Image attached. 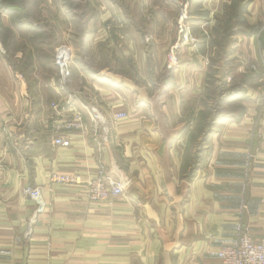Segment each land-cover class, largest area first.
Instances as JSON below:
<instances>
[{"label": "crops", "instance_id": "crops-1", "mask_svg": "<svg viewBox=\"0 0 264 264\" xmlns=\"http://www.w3.org/2000/svg\"><path fill=\"white\" fill-rule=\"evenodd\" d=\"M144 1L114 2L91 21L86 12L80 28L64 21L63 90L50 43L19 47L18 30L15 77L0 41V264H222L218 250L241 227L264 238V0H187L196 40L178 43L170 61L178 7ZM211 72L240 77L231 84L245 99L201 138ZM91 103L128 116L110 121L104 140L85 119L69 146L53 145L57 120ZM100 162L127 183L123 195L93 201L82 185L48 181L51 171L91 177ZM27 185L42 187L33 221Z\"/></svg>", "mask_w": 264, "mask_h": 264}, {"label": "rangeland", "instance_id": "rangeland-1", "mask_svg": "<svg viewBox=\"0 0 264 264\" xmlns=\"http://www.w3.org/2000/svg\"><path fill=\"white\" fill-rule=\"evenodd\" d=\"M120 1L121 0H0V41H2V43L4 44V55L12 66L14 76L16 77V75L18 74H23L22 70L24 68L22 65L21 67H19L16 62V53L18 47V38L16 35H18V30V37L21 38V44L19 45V47L23 44V39L26 43H29L32 46L33 44L37 45L40 43H50V48L52 45L51 50L54 56V48L58 45L56 44V42L60 41L64 36L65 20L74 22V25L80 28V18L82 16H85L86 12L88 13L89 19L91 21V18H95L97 16V11H103L102 14L109 11L110 14H112L111 10H113L114 8V2L118 4ZM131 1H134L135 4L141 6L146 5L144 0ZM167 1L169 3L175 2L174 4H176L178 7L176 18L177 37L175 39L176 41L172 45H170L167 51V59L168 61H170L171 59L169 55L171 54V51H173V60H175V48L178 46V43L182 45L179 39L182 36V33L179 32L180 24L182 25L184 22L186 26H189L194 41L196 40V37L190 26L188 1L179 0L183 4L186 3L188 9L187 16L183 21L180 18L182 4L173 0ZM128 3L129 0H124L121 4L127 5ZM2 15H4V21L8 23V26L2 25ZM238 18L239 17H237V20ZM9 26H11V28ZM70 38L71 37H69V39ZM80 39L81 34H76L74 40H78L77 42H79ZM144 39L148 42L150 40V36L148 35ZM63 43L65 44V42ZM66 44V46H69L68 43ZM183 44L186 45L189 43ZM38 54L41 59H45L46 55L49 56L50 51H38ZM261 65L264 66V62H262ZM250 69H258V66L255 63H252L250 65ZM233 77L234 78H230L229 80V78L226 77V74L223 72H211V75L206 78L208 86L204 96H202L199 101V103L202 104L204 108H202L198 115L199 125L195 129V133H201V138H205L208 135L209 129L213 125V122H215V120L219 116H231L232 114L240 113L243 110L241 101L245 98H242L241 94H239L237 85L231 84L233 80L234 83H237L236 81L241 80V78L238 76ZM234 90L238 94L236 93L234 97H232L233 100L230 102V92ZM224 102H227V104ZM222 104L226 105L224 109L221 110ZM201 145L203 144L200 141V147ZM100 164L103 163L100 162L98 164V167L100 166Z\"/></svg>", "mask_w": 264, "mask_h": 264}, {"label": "built area", "instance_id": "built-area-1", "mask_svg": "<svg viewBox=\"0 0 264 264\" xmlns=\"http://www.w3.org/2000/svg\"><path fill=\"white\" fill-rule=\"evenodd\" d=\"M182 4L180 18L183 21L187 16V4L179 0H173ZM179 32L182 36L180 42L190 43L194 41L189 26L180 24ZM173 51L169 55L173 60ZM72 57L71 49L66 44H59L54 48V62L58 69V87L63 90L70 76V62ZM51 107L57 113L63 111V107L57 103H51ZM80 108L71 107V112L64 114L54 124V137L52 144L56 146L67 147L70 145L68 132L74 130H84L87 128L85 119L91 121V129L95 133L100 129L99 135L104 140L109 133V122L118 121L127 118V112L118 111L104 113L96 104H80ZM69 109V108H68ZM97 133V132H96ZM48 181L55 185H82L86 189L87 198L93 201H105L125 192L126 182L113 175V173L100 164L96 173L87 178H83L77 173H67L51 171L48 173ZM22 193L35 203L32 221L37 214L43 212L44 203L42 200V187L27 185L22 189ZM32 232V227L28 226L26 234ZM222 264H264V238L253 239L250 234L241 227L235 235L232 242L220 247L217 252Z\"/></svg>", "mask_w": 264, "mask_h": 264}, {"label": "trees", "instance_id": "trees-1", "mask_svg": "<svg viewBox=\"0 0 264 264\" xmlns=\"http://www.w3.org/2000/svg\"><path fill=\"white\" fill-rule=\"evenodd\" d=\"M236 17H238V16H236Z\"/></svg>", "mask_w": 264, "mask_h": 264}]
</instances>
